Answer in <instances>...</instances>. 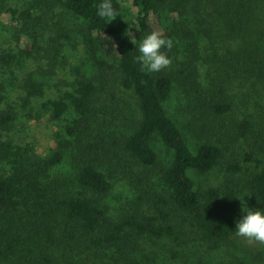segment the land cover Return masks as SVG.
<instances>
[{"label":"trees","instance_id":"16d2710c","mask_svg":"<svg viewBox=\"0 0 264 264\" xmlns=\"http://www.w3.org/2000/svg\"><path fill=\"white\" fill-rule=\"evenodd\" d=\"M253 1L111 0L108 18L97 15L99 0L21 8L0 0L15 29L8 38L0 23V43L19 42L0 46V264H163L166 251L178 255L197 242L212 252L236 249L235 221L247 207L264 209V109L225 122L232 95L264 90V58L244 41L256 36L243 27ZM67 13L81 21L76 38ZM220 22L238 46L217 58L200 103L220 137L193 150L165 108L186 69L142 71L137 45L153 30L189 43L206 31L221 37ZM41 107L50 122H64L44 156L12 137L19 123L41 118ZM235 143L254 165L228 152ZM121 169L130 171L134 200L114 219L109 172ZM189 171L218 177L197 189ZM150 242L153 255L145 253Z\"/></svg>","mask_w":264,"mask_h":264},{"label":"rangeland","instance_id":"374dc122","mask_svg":"<svg viewBox=\"0 0 264 264\" xmlns=\"http://www.w3.org/2000/svg\"><path fill=\"white\" fill-rule=\"evenodd\" d=\"M28 1L30 0H8L12 6L17 8L24 7ZM259 1L260 2L257 4L255 3L256 0L247 3L251 6L250 11L252 14L245 13L246 17L243 27L249 28L251 26V30H253L254 27L256 28V31L253 32V34H256L254 37V44H252L253 42L251 39L247 38L246 34L244 41H251L250 44H248L251 50L250 52H254L258 59H262L264 58V0ZM129 3L130 2H128V4ZM64 22L71 31L70 36L76 38L75 34H77L76 31L81 21L67 13L64 15ZM0 23L6 26V28L3 29L6 31V37L9 38L12 30L15 31V29L8 23L5 13L0 14ZM50 27L52 28V25H50ZM219 32L221 37L215 33L213 34V32L209 34L208 31L204 34L200 33L191 43L186 40L182 41L170 38L172 40L171 49H162L166 52L171 61V63L163 69H186L185 78L188 77L186 79L187 82H184L182 79L180 82L173 85L170 97L165 102V108L181 129L188 144L193 150L202 142L214 141L220 137L219 132L221 130L216 125V122L204 117L203 111L200 109V103L203 100V89L209 84V74L218 64L217 58L220 57L219 59H221L225 54L228 56L226 52H234L235 47L238 46V42H234L232 38L227 36L224 23L222 22H220ZM247 32L250 33L249 31ZM243 33L244 32L241 31L240 36H242ZM50 36L54 38L55 32L53 31L51 35H48L45 39L49 41ZM8 40L0 43V46L8 47L19 45V42L17 43L16 41H13L12 45H10ZM229 48L230 50H228ZM219 54L221 55L219 56ZM190 61L193 62L191 63L193 65L192 67H189ZM183 64L188 67H182ZM63 77L64 75H60L61 80L65 78ZM192 80H194V82H192ZM247 90L254 95L248 98L246 96ZM232 101L233 111L230 116L225 119V122L229 124L237 119L244 117L250 118L249 114L256 117L259 113L257 112L259 105L264 109V90L258 89L252 92L251 89L247 87L243 92L239 94L236 92V95H232ZM256 104L258 105L255 107ZM38 106L40 107L41 103H39ZM37 112L40 114L41 118L39 120L30 118L29 121L25 123H19L18 132L12 134V137L20 143L28 144L33 147L37 153L44 156L53 146L52 133L60 129L64 122H50L43 107L38 109ZM234 146L235 150H228V152L234 155L235 153L242 152L246 155V157H243L244 160H246V164L254 165V163L250 164L252 158L250 154L245 151L243 143H235ZM157 149L159 156L165 158L166 152L159 144ZM128 172L130 171L127 169H121L118 173L113 170L109 172L111 190L106 198V204L109 207L111 217L114 219L118 218L126 209H130L134 200L133 185L128 181ZM189 176L194 181L197 189H203L209 183L216 180L218 174L217 171H212L208 175L189 171ZM148 244L149 246H147L145 253L153 255L155 251L157 252V245L151 242ZM236 245V249H232V252L229 254H227L229 247L212 252L211 247L204 245L203 242H197L194 246L180 249L178 255L173 252V248L172 251H166L167 258L166 262H163V264H203L204 262L205 264H230L231 262L245 261L243 256L246 257V259L255 261H245V264H264V243L249 241L240 236L236 240Z\"/></svg>","mask_w":264,"mask_h":264},{"label":"clouds","instance_id":"9594fccd","mask_svg":"<svg viewBox=\"0 0 264 264\" xmlns=\"http://www.w3.org/2000/svg\"><path fill=\"white\" fill-rule=\"evenodd\" d=\"M97 15L111 18L115 10L111 0H99ZM172 40L162 35L161 31L153 30L144 35L137 45L136 60L140 63L142 71L158 72L167 67L171 61L162 49H171ZM235 234L249 241L264 243V209L248 208L235 221Z\"/></svg>","mask_w":264,"mask_h":264}]
</instances>
